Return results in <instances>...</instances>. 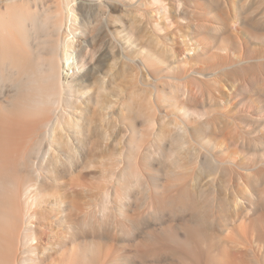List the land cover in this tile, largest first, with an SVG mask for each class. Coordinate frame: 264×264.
<instances>
[{"label":"rangeland","instance_id":"rangeland-1","mask_svg":"<svg viewBox=\"0 0 264 264\" xmlns=\"http://www.w3.org/2000/svg\"><path fill=\"white\" fill-rule=\"evenodd\" d=\"M10 1L1 13L59 10L62 35L47 36L56 44L70 34L75 53L90 44L63 66L64 88L79 94L59 116L24 109L0 86V124L19 158L40 163L50 145L55 157L39 169L34 251L22 254L17 237L12 255L10 234L30 224L9 218L27 210L20 187L34 185L32 164L12 168L18 186L0 187V224L10 222L0 264H264V0H164L166 16L152 0H74L70 28L65 0ZM31 40L32 58L53 52L54 41ZM57 116L64 130L50 144Z\"/></svg>","mask_w":264,"mask_h":264},{"label":"bare ground","instance_id":"bare-ground-1","mask_svg":"<svg viewBox=\"0 0 264 264\" xmlns=\"http://www.w3.org/2000/svg\"><path fill=\"white\" fill-rule=\"evenodd\" d=\"M9 1L6 0L5 5H10ZM65 1H66V5H63L64 9L66 10V16H65L64 21L67 22L66 25L69 26V28H70V26H74L76 24L78 25V19H77V16L75 14V5L73 3L74 0H65ZM152 1L155 4H158L155 6L161 7L162 12H159V14L161 16H166L168 14L169 9H168L167 5L164 4V0H152ZM3 10H2V12H3ZM58 11L57 12H54V11L51 12V14L53 13L52 15L47 13L48 16H47V14H44L45 16L44 15L37 16L35 14H31L30 12H26V11H19L17 13H12V12L7 11V8H5L4 13L0 12V86L2 87L6 83L11 84L14 87V89L16 90V93H15L16 95L14 94V96H17V99L19 100L21 105H23L24 109H27L28 107H33V106L35 108H38L41 106H50L52 111H54L56 109L59 110L58 108L60 106H62L61 104L63 101L65 103H73L74 99L69 98V96L74 94L73 92L78 93V92H76L77 89L72 86V84L74 85V83L70 84L69 81L67 82L69 84L66 83L67 89L64 88L65 87V82H64L65 80L64 81L62 80V69H63L64 65L65 66H74V62H72L71 65L69 62H71L72 60L79 57L81 55V53L83 52V50L87 49L89 47L90 43L87 42V44H86V41H85V44H86L85 47L81 46L79 49V52L75 53V51H74V45H75V39L74 38L75 37L71 36V34H70V35H68V38L63 39V41L61 40L62 42H60V38H58V40H59L58 44H56L58 41L55 42L56 39L53 40L55 44L53 46H50L51 49L53 50V52L51 54H50V52H48L49 54L46 57H44L45 54H43L45 49H46V51L49 49V47H46L45 45L49 46L51 44V43L50 44L48 43V41L51 39V37H48V38H50V39H48L47 36H49V35L51 36L50 33H51L52 29H55L54 32L57 31L58 33L61 34L60 31L62 29L63 15H61V12H58ZM107 15L109 16V14H107ZM61 16H62V20H61ZM96 18L97 17L94 16L93 19L96 20ZM166 18H168V17H166ZM166 20L167 19H165V21ZM89 24L91 25L92 22H90ZM155 25H157V24H155ZM158 26H157V28H158ZM105 27L108 28V25L106 24ZM65 30H66V28H65ZM57 32L55 34L58 35ZM74 34H76V33L74 32ZM61 35H59V36H61ZM41 36L43 38L45 37L44 38L45 41L41 40L42 39ZM40 37H41V39L38 40V38H40ZM46 38L48 39V41ZM30 39H33V40L37 39V42L43 41L42 42V43H44L43 47L44 48L46 47V48L45 49L41 48V50L43 52V53L41 52V54H43L44 56H42L41 54H39V56L36 58H32L31 56H29L27 49H28V41ZM95 39H96V37H95ZM33 40H31V42H34ZM53 41L50 40V42H53ZM35 42H36V40H35ZM35 42H34V44H35ZM37 44L40 45L39 42ZM41 46H42V44H41ZM110 47H112V45ZM51 49H50V51H52ZM200 49L201 48H197L195 50L199 52ZM39 50H40V46H39ZM176 62H177V60H176ZM178 63H180V62H178ZM10 94H12V92H10ZM80 95H81V93H80ZM8 96L11 97V95H8ZM8 96L6 99H8ZM4 97H6L5 93H4ZM10 100H11L10 98L8 100H6V101H8L7 103H9ZM1 104L2 103H0V105ZM16 104H18V103H16ZM3 105H4V102H3ZM68 105H70V104H68ZM74 105H75V103H74ZM6 106L9 107L8 104ZM4 108H5V105H4ZM28 109H30V108H28ZM2 110H4V109L2 108ZM30 110H32V108ZM51 110L49 111V113H51ZM57 110H56V112H52V114H54V113L57 114ZM60 110H59V112L62 111V110L61 111ZM41 112L42 111H40V113ZM40 113H39V115H40ZM43 113L45 114V112H43ZM66 114L67 113L64 111L63 115H66ZM15 115L17 118V114H15ZM67 115L71 116L70 111H69V114H67ZM36 116H38V115H36ZM36 116H34V117H36ZM6 117H7V115H6ZM29 117H33V116H29ZM53 117L54 116H52V118ZM57 117L53 121L50 135L45 138L50 144H51V142L54 141L53 134H55L56 132L60 133L64 130V129H62L60 122H59V120H61V119H59V117L57 119ZM12 118L13 117H11V119ZM25 118H28V117H25ZM20 119H22V117ZM20 119L18 118V120H20ZM29 119L33 120L32 118H29ZM28 120H26V121H28ZM8 122H7V124H8ZM18 123H19V121H18ZM18 123H17V126H19ZM49 123H51V121ZM24 124H26V122ZM47 124H48V120H47ZM22 125L23 124L20 123V127ZM76 126H78L77 121H75V119H71L70 123H69V127L74 128ZM22 128H19V130ZM22 130L24 132V128ZM17 132H20V131H17ZM16 135H18V134H16ZM11 137L12 136H11L9 125L0 124V187L4 186V189L6 188L5 186H7V185L8 186L11 185L12 187L17 185L16 179H14V174L12 171H13V169L15 170L16 168L17 169L20 168L22 165L24 167H21V169L22 168L24 169L25 163L28 162L26 160H29L26 157H24L26 159L25 161L21 160L22 154L17 148H15L13 146ZM29 138H30V136H29ZM24 139L26 140V142H28L26 138H24ZM24 139H22V140H24ZM17 141L20 142L18 139H17ZM26 142H24V143H26ZM26 144H27V149L29 150L28 143H26ZM26 144H24V145H26ZM24 145H22V146H24ZM50 146L44 152V157H42V159L39 157L40 159H38V160H40V163H38L39 161H37L38 164L37 163H31V161H30V163L29 162L28 163L32 164V165H29V168L28 169L25 168V170H24V171L27 170V172H28L29 169L31 170L30 166H32L33 170H31V172L33 173L34 180H35L34 182L36 183V184L33 183L34 184L33 186L25 187L26 185L25 186L21 185L23 187H20L22 194H23V197H24V200L27 202V205L25 207V208H27V210H26V212H24L25 210L23 211L25 214L22 212L23 215H18L15 210H14L15 213L13 212L14 215L7 212L11 215L9 218L11 219V224L13 225L14 229L17 227L18 223L23 224V226H26V224H30L29 226H26L21 233H18L17 232L18 230L17 231L13 230L14 232L11 233L10 231L12 229H10V231H9V234L11 233L10 234V243L12 244L10 252L15 257L17 255L13 253V250H14L13 247H14V241L17 240V237H19L18 246H19V243L21 242L23 247H25L22 254H24L25 252L28 253L29 251L32 252L31 250L34 251V249L38 248V245L36 242V240H37L36 231H35L36 227L32 223L36 219V216H37V213L35 211L36 208L41 207V202H40L39 195H38L39 192L37 189V185L40 183V181L43 179V177H42L39 169L43 168L46 165V163H47L46 159H48V158L55 159V157L53 155L54 154L53 150ZM24 149H26V146ZM39 150H40L39 148H38V151H35V149H34V152H37L38 154L43 153L42 151L40 152ZM26 152H27V150H26ZM26 152H24V153L26 154ZM22 153H23V150H22ZM19 156H21V158H19ZM28 163H26L27 164L26 167L28 166ZM15 171L17 173L19 172L17 170H15ZM27 172H25V173H27ZM17 173H15V174H17ZM29 174L32 175L30 172H29ZM19 176H21V175H19ZM18 178L20 179V177H18ZM19 179H18V181H19ZM23 181H25V180L23 179ZM23 181H22V183H23ZM12 187H10V188H12ZM14 188H12V189H14ZM17 190H18V188L15 191L17 192ZM1 200H3V199H1ZM5 201H7V200H5ZM0 204H1V202H0ZM244 204H245V201H244ZM246 206L248 207V205H245V207ZM6 211H7V209H6ZM12 211H13V209H12ZM244 211H245V209L243 210V212ZM7 218L5 219L6 222H8ZM0 220H3V218H1ZM3 222H5V221H3ZM3 222L1 223L2 225L4 224ZM8 223H10V222H8ZM2 225H1V227H2V229H4ZM6 225L8 226L10 224H6ZM14 226H16V227H14ZM222 226H224V225H222ZM222 226H220V227L222 228ZM226 226L227 225H225L224 227L225 228L228 227L227 229H229V226H227V227ZM10 227H12V226L10 225ZM4 230H6V229H4ZM219 231H221V230H219ZM223 232H224V230H223ZM232 232H230V234H227L228 232L225 234H227V236H228V235H231ZM221 233H222V231H221ZM7 234H8V230H6V235ZM21 235L23 236V239H22ZM19 240H20V242H19ZM10 243H9V246H10ZM15 246H17V245H15ZM148 250H151V249H148ZM152 250L155 251L154 248H152ZM151 251H149V252L151 253ZM155 257H156V255H155ZM12 259H13V257H12ZM18 259H19V257L17 258V260ZM14 260L15 259H13V261ZM19 260L21 261L20 264H40L39 260L34 262L32 258H29L26 256H25V258L22 257V260L21 259H19Z\"/></svg>","mask_w":264,"mask_h":264}]
</instances>
